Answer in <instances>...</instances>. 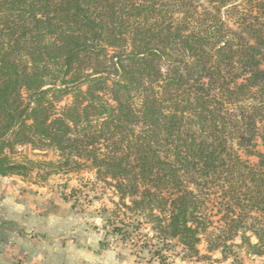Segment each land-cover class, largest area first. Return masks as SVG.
<instances>
[{"label": "trees", "instance_id": "trees-1", "mask_svg": "<svg viewBox=\"0 0 264 264\" xmlns=\"http://www.w3.org/2000/svg\"><path fill=\"white\" fill-rule=\"evenodd\" d=\"M35 167L110 185L154 254L264 256V0H0V176Z\"/></svg>", "mask_w": 264, "mask_h": 264}, {"label": "rangeland", "instance_id": "rangeland-1", "mask_svg": "<svg viewBox=\"0 0 264 264\" xmlns=\"http://www.w3.org/2000/svg\"><path fill=\"white\" fill-rule=\"evenodd\" d=\"M19 150L33 160L56 159L51 151L39 154L24 147H19ZM249 159L256 161L255 157ZM1 190L0 199L6 197L7 193L15 194V198L24 201L29 213L31 211L37 218L51 213L70 219L63 228V232L67 233L65 236L75 233L92 236L96 246L100 244L101 249L105 246L123 259L127 257L141 264H264V256L247 253L239 234L227 239V248L220 245L216 249L207 248V238L202 234L196 255L184 254L179 250V254L175 255V252L164 248H161L159 254H154L153 250L160 248L161 242L155 238L153 222L141 217L138 210L123 206L115 190L96 180L95 175L90 172L47 174L46 169L35 167L26 175L0 176ZM125 203L129 204V200L126 199ZM215 211L209 207V213ZM217 218L214 215L211 219L214 225H218ZM15 226L18 227L17 224ZM16 229L19 233H25L23 227ZM31 232L39 234L36 231ZM31 238L34 239V235ZM35 239L38 237L35 236ZM251 241L255 242L256 239L252 236ZM0 244V249L4 251L9 263H23L18 256L11 253L13 247L3 237Z\"/></svg>", "mask_w": 264, "mask_h": 264}, {"label": "crops", "instance_id": "crops-1", "mask_svg": "<svg viewBox=\"0 0 264 264\" xmlns=\"http://www.w3.org/2000/svg\"><path fill=\"white\" fill-rule=\"evenodd\" d=\"M15 196L7 193L0 199V243L1 237L7 240L13 247L11 253L18 256L22 264H141L127 257L123 259L105 246L101 249L92 236L81 233L65 236L63 228L70 219L51 213L37 218L29 213L25 202ZM16 224L23 227L25 233H19ZM3 252L0 249V264H11Z\"/></svg>", "mask_w": 264, "mask_h": 264}]
</instances>
